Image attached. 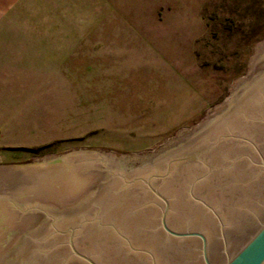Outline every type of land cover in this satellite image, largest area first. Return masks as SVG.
Masks as SVG:
<instances>
[{"label": "water", "instance_id": "1", "mask_svg": "<svg viewBox=\"0 0 264 264\" xmlns=\"http://www.w3.org/2000/svg\"><path fill=\"white\" fill-rule=\"evenodd\" d=\"M191 129L145 155L0 166V264H264V40Z\"/></svg>", "mask_w": 264, "mask_h": 264}, {"label": "rangeland", "instance_id": "2", "mask_svg": "<svg viewBox=\"0 0 264 264\" xmlns=\"http://www.w3.org/2000/svg\"><path fill=\"white\" fill-rule=\"evenodd\" d=\"M18 1L5 0L6 18L18 12L19 28L29 16L62 20L69 62L84 68H69L67 85L55 77L51 96L12 99L0 166L76 150L153 153L206 120L264 40V0H68L59 18L48 4Z\"/></svg>", "mask_w": 264, "mask_h": 264}, {"label": "crops", "instance_id": "3", "mask_svg": "<svg viewBox=\"0 0 264 264\" xmlns=\"http://www.w3.org/2000/svg\"><path fill=\"white\" fill-rule=\"evenodd\" d=\"M37 1L48 4L56 16L63 12V6L68 2ZM17 14L7 19L5 0H0V128L14 123L16 112L12 99L51 96L47 86H51L55 77L60 76L62 85H67L69 68H84L69 62V49L63 45L68 31L62 29V20L60 27L58 20L53 21V18L48 24L41 25L33 19L35 16H29L27 28H19ZM58 70H64V73ZM59 95L68 96V92L63 94L61 91Z\"/></svg>", "mask_w": 264, "mask_h": 264}]
</instances>
